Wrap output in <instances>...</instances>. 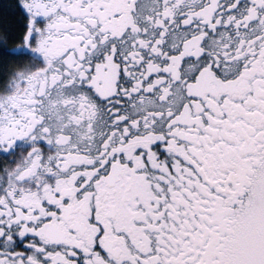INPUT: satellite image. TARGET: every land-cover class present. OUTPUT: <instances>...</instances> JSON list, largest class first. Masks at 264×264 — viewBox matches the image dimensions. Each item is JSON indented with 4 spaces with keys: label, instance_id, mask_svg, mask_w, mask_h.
<instances>
[{
    "label": "snow or ice",
    "instance_id": "1",
    "mask_svg": "<svg viewBox=\"0 0 264 264\" xmlns=\"http://www.w3.org/2000/svg\"><path fill=\"white\" fill-rule=\"evenodd\" d=\"M0 264H264V0H0Z\"/></svg>",
    "mask_w": 264,
    "mask_h": 264
},
{
    "label": "trees",
    "instance_id": "2",
    "mask_svg": "<svg viewBox=\"0 0 264 264\" xmlns=\"http://www.w3.org/2000/svg\"><path fill=\"white\" fill-rule=\"evenodd\" d=\"M5 2L7 3V0H5Z\"/></svg>",
    "mask_w": 264,
    "mask_h": 264
}]
</instances>
